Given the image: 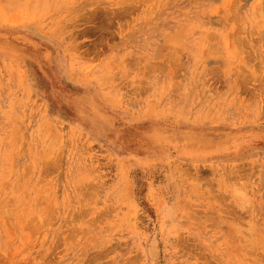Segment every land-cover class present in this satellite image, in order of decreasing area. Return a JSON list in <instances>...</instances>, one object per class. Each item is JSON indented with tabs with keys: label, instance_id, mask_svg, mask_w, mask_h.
Segmentation results:
<instances>
[{
	"label": "rangeland",
	"instance_id": "374dc122",
	"mask_svg": "<svg viewBox=\"0 0 264 264\" xmlns=\"http://www.w3.org/2000/svg\"><path fill=\"white\" fill-rule=\"evenodd\" d=\"M0 264H264V0H0Z\"/></svg>",
	"mask_w": 264,
	"mask_h": 264
}]
</instances>
